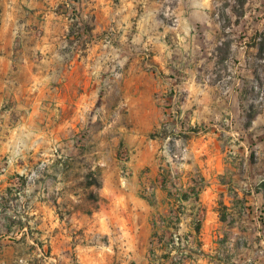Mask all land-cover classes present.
Returning <instances> with one entry per match:
<instances>
[{
	"label": "rangeland",
	"instance_id": "rangeland-1",
	"mask_svg": "<svg viewBox=\"0 0 264 264\" xmlns=\"http://www.w3.org/2000/svg\"><path fill=\"white\" fill-rule=\"evenodd\" d=\"M89 1L66 0L61 5L76 11L77 23L81 19L78 8ZM179 1H184L186 15L201 9L200 0H111L114 29L101 37L114 48V90L110 95L106 87L102 91L107 102L114 100L113 132L104 120L88 123L78 132L71 128L66 139L48 144L53 156L46 162L27 161L29 165L34 162V167L24 173L23 187H18L16 195L7 190L0 193V264H132L130 254L117 249L115 253L102 248L85 251L90 243L84 233L87 223L108 206L112 196L117 213L126 218L125 204L154 198L162 187V174L169 186H181L201 178L205 170L210 178L219 166L228 164L229 168L232 163L237 168L252 164V175L261 171L264 179V51L260 52L259 45L249 47L264 33V0H210V24L196 29L199 49L190 61L177 56L184 68L194 72L193 84L216 97L209 118L201 114L208 111L197 110L196 119L193 113L188 115L180 94L169 90L154 94L160 111L150 123L147 111L138 110L147 102L146 81L125 84L123 71L131 60L139 59L138 69L156 72L150 46L136 36L139 17L159 4L173 9ZM10 4V0H0V19ZM132 9L137 16L130 14ZM233 13L238 16L230 19ZM72 18L70 14L73 24ZM166 18V25H172L174 18ZM168 41L176 48L180 38L173 35ZM83 46L82 41H75L70 49L80 53ZM169 69V84L186 83V75L178 68ZM234 86L242 88L243 107L253 106L251 112H258L249 130L244 129L248 111L241 107L243 119L228 105ZM128 105L134 109L129 117ZM8 127L14 126H4L2 131ZM171 200L175 208L176 201ZM262 221V230L251 231L248 240L252 244L264 246Z\"/></svg>",
	"mask_w": 264,
	"mask_h": 264
},
{
	"label": "crops",
	"instance_id": "crops-1",
	"mask_svg": "<svg viewBox=\"0 0 264 264\" xmlns=\"http://www.w3.org/2000/svg\"><path fill=\"white\" fill-rule=\"evenodd\" d=\"M10 1L12 4L2 10L0 19V193L11 190L16 195L24 173L34 167V162L29 165L27 161L46 162L48 156H53L48 144L66 139L71 128L78 132L88 123L104 120L113 132L114 100L107 102L102 91L106 87L110 95L114 90V48L103 43L101 36L114 29V7L111 0H90L82 9L78 8L80 22L91 30L85 39V50L77 53L69 46L73 39L70 36L71 11L61 5L66 0ZM159 5L139 17L136 34L142 44L150 46L156 72L138 69L139 59L131 60L122 70L125 84L129 86L133 80L136 84L146 81L147 102L138 110L147 111L150 123L160 111L154 94L169 90L180 94L184 111L188 115L193 113L196 119V111L211 109L216 97L210 95L207 88L193 84L194 72L184 68L177 56L190 61L194 51L199 49L195 43L196 29L210 24V0H200L201 9H193L190 15L185 14L184 1L167 10ZM130 14L137 16V11L132 9ZM166 17L174 18L172 25H166ZM173 35L180 38L176 48L168 41ZM170 66L186 75V83L169 84ZM229 93L227 103L232 112L244 119L242 88L234 86ZM129 109L128 117L134 111L128 105ZM201 114L210 117L209 111ZM8 125L14 126L13 129L8 127L3 132ZM26 138L31 141L30 145L24 143ZM229 166L210 171L211 179L205 170L201 175L204 188L199 202L183 203L188 217L193 210L200 211L202 225L196 240L205 254L185 264H264V246L248 240L255 227L262 230L264 196L257 191L264 181L262 172L252 175V164L243 168L232 163ZM190 184L191 181L182 186L186 189ZM132 201V205L125 204L127 217L122 218L117 213L118 208H114V196L110 198L108 206L87 223L84 233L90 243L84 250L97 252L102 248L104 252L115 253L117 249L130 254L132 264H169L161 258L167 249L154 239L152 225L154 219L167 218L174 209L168 190L160 187L154 198ZM222 215L225 221L221 220ZM180 232H192L190 219L183 221ZM152 248L154 258H150Z\"/></svg>",
	"mask_w": 264,
	"mask_h": 264
},
{
	"label": "trees",
	"instance_id": "trees-1",
	"mask_svg": "<svg viewBox=\"0 0 264 264\" xmlns=\"http://www.w3.org/2000/svg\"><path fill=\"white\" fill-rule=\"evenodd\" d=\"M71 15H73L72 20L74 21L72 24V27L70 29V36H74V40L69 41L70 48L74 44L75 41L78 43L82 41L84 43L83 50H85V39L88 37L90 26H88L85 23L75 22L77 18L76 11L72 9ZM74 16L76 18H74ZM234 16H238L237 14L233 13L230 16V19H232ZM85 37V38H84ZM257 39H261L260 42H257ZM252 44H249V47H255L256 45H259L260 52L264 51V33H259L253 40ZM254 43V44H253ZM258 43V44H257ZM241 102H243V94ZM242 109H244V112L248 111V117L244 125L245 130H249L252 126L253 121L256 118V115L258 112H251L253 106H250V108L246 109L242 106ZM161 185L164 190H168L169 196L171 198H174L176 201V204L178 206L170 211V214L167 218H158L153 220V227H154V239H157L159 243H163L165 249H167V252H165L161 258L164 260H168L169 264H185L189 261H195L201 256H204V252L201 250V243L196 240V237L200 235L201 232V225H202V216L200 214V211L198 209L193 210L190 213L191 217V231L187 233V235L184 237L185 244L183 245L182 242L175 243L174 240V233L178 232L179 230V224L181 223V216L185 215L187 216L186 207L183 205L184 202L192 200L195 203L199 202L200 194L204 188V179L198 178L197 180H191L192 184H190L186 189L183 188V186H169L168 184V178L165 174L161 175ZM25 183L21 180V186L23 187ZM9 193H12L11 190H8ZM257 191L261 192L264 196V181L261 182V184L258 186ZM151 201V200H150ZM224 209H226L225 206H223ZM184 210V211H183ZM225 215L221 216V220L225 221ZM159 222V223H158ZM163 230L160 232V230ZM191 238V240H189ZM155 257V251L153 248L150 251V258Z\"/></svg>",
	"mask_w": 264,
	"mask_h": 264
},
{
	"label": "built area",
	"instance_id": "built-area-1",
	"mask_svg": "<svg viewBox=\"0 0 264 264\" xmlns=\"http://www.w3.org/2000/svg\"><path fill=\"white\" fill-rule=\"evenodd\" d=\"M177 206H178V204H176ZM176 206V207H177ZM175 207V208H176ZM184 211V210H183ZM181 216V223L179 224V230H178V232H176V233H174V240H175V243H178V242H182V244L184 245L185 243V239H184V237L187 235V234H182L181 232H180V229H181V225H182V223H183V221L184 220H186V214L185 215H180ZM159 223V222H158ZM190 224H191V217H190ZM189 240H191V238H189Z\"/></svg>",
	"mask_w": 264,
	"mask_h": 264
}]
</instances>
